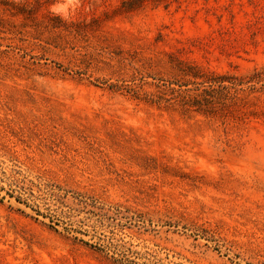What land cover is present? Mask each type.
I'll list each match as a JSON object with an SVG mask.
<instances>
[{
	"label": "rangeland",
	"instance_id": "rangeland-1",
	"mask_svg": "<svg viewBox=\"0 0 264 264\" xmlns=\"http://www.w3.org/2000/svg\"><path fill=\"white\" fill-rule=\"evenodd\" d=\"M7 1L0 264H264V0Z\"/></svg>",
	"mask_w": 264,
	"mask_h": 264
},
{
	"label": "trees",
	"instance_id": "trees-1",
	"mask_svg": "<svg viewBox=\"0 0 264 264\" xmlns=\"http://www.w3.org/2000/svg\"><path fill=\"white\" fill-rule=\"evenodd\" d=\"M139 1L140 0L126 1L123 3V5L132 7ZM1 4L12 5L16 7L18 13H22L24 12V10H28L29 7L28 3L14 4L13 2L7 0H0V5ZM209 82L211 84H217L218 88L212 87L210 90H205V96L200 99L194 97L193 99H191L192 102L184 97L182 104L184 106L190 104H192V106L197 105L199 106V108H204L206 111L215 110L218 105L223 104L224 101L221 100V97L214 95V92L225 94L223 91H226L229 88L235 89L237 86H247L249 89H256L258 88L256 85L259 84L260 87H262L264 86V70L254 71L251 75L242 78L218 76L212 78ZM226 83H228L229 85H227Z\"/></svg>",
	"mask_w": 264,
	"mask_h": 264
}]
</instances>
